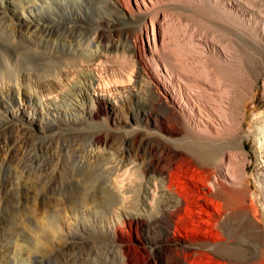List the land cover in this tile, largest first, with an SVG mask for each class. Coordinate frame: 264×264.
I'll return each instance as SVG.
<instances>
[{"label": "bare ground", "instance_id": "6f19581e", "mask_svg": "<svg viewBox=\"0 0 264 264\" xmlns=\"http://www.w3.org/2000/svg\"><path fill=\"white\" fill-rule=\"evenodd\" d=\"M80 1L0 0V27L7 34L10 43L24 42L34 48L28 53L23 52V55L15 47H1L5 62L9 65V56H12L14 60L32 68V63L37 62L34 59L40 58V54L46 55L48 59L45 75L31 70L21 71L18 66L8 67L6 74H0V121L11 120L15 124L14 128L21 130V125L17 124L19 119L42 128L44 120L53 117L71 116L72 119L79 120L81 117L93 121L103 114L110 125L92 134L86 150L88 158L95 156L92 160H95L93 163L98 165L99 171L109 172L108 184L98 196L96 194L97 198L91 195L93 199L86 200L84 197L76 199L71 195L66 196L62 208L66 211L65 217L52 209L42 214L40 223L43 230L46 228V232L41 242L35 238V246H40L41 253L32 251L34 260L40 262L48 258L52 254V248L57 251L71 249L75 244L71 239L75 238L78 230L81 231L83 224L87 227V223L92 222L90 218L94 214L104 217V222L100 219L97 232L114 249L117 264H264L261 256L264 248L262 226L257 220L259 210L244 184L243 171L238 170L235 165L237 160L233 149H240L241 152L245 136L236 139L237 125L234 118L237 111L230 104H225L227 90L224 88L227 86L223 88L222 80L216 76L218 74L213 76L212 71H208V67H203L204 64L201 63L202 67H197L198 70L180 65L181 71H173L164 57L168 54L162 55V47L157 44L155 35L157 33L159 38L160 30L153 21L150 23L151 34L149 26L145 24L140 28V34H136L132 40V55L138 62L136 79L131 82V73L127 74L123 69L124 74L118 73V77L113 76L115 83H109V72L115 71L117 67L109 64L105 45L100 50L92 48L93 52L84 49L87 53H81L82 55L52 48L57 41L49 32H53L54 28L66 32L72 30L75 26L68 24V20L76 18L72 11L73 8H79ZM159 1L113 0L120 13L128 18L141 20L151 14V6L154 7ZM218 1L220 8L225 10L224 16L245 21L252 32L254 30L250 26L255 27L252 42L256 47H264V4L255 3V0ZM17 9L23 12L22 16L17 13ZM41 18L45 24H38ZM233 19L231 20L234 21ZM100 21H105V18ZM95 35L101 44L109 41L102 29ZM125 36L129 39L133 35L127 31ZM216 38L205 40L194 37L195 41L189 42L191 47L201 49V53L205 55L212 53L214 60L228 68L235 63L239 66L247 63V56L228 50L227 38L226 44ZM242 38L247 41L243 36ZM43 43L47 50H38ZM85 46H89L88 43ZM127 48L131 47L128 45ZM116 53L117 56L120 55ZM78 57L83 59L77 61ZM178 60L175 59L176 62ZM235 67L229 68L227 74L223 72L228 82L238 79ZM124 76L127 79L124 80ZM234 83L232 85L236 86ZM143 85L151 96L148 101V97L144 99L139 96L143 92ZM130 96H135V108L129 104ZM124 104L128 107L129 114L126 119L120 117V108ZM137 118L142 126L137 124ZM114 137L121 138V145H118L120 147L115 156L112 154L115 152L111 153L113 158L95 155L100 149L112 148ZM247 138L258 141V147L262 149L264 112L256 131ZM14 140L17 148L26 149L25 141L21 140L19 143ZM181 141L183 142L180 144ZM10 148H5V157L12 154L13 150ZM92 170L88 171L90 178ZM99 171L98 173L101 172ZM257 183L258 193L264 197V173L257 175ZM23 200V207L29 209V216L26 214L27 217L22 219V227L28 222L27 231L36 235L37 209L30 211V196H24ZM31 223L36 224L31 228ZM126 230L134 235L142 231L147 245L142 248L133 245V240L124 236ZM53 236L56 237V247H53L50 240ZM19 240L22 241H16L15 245L28 252V247L23 244L24 237ZM10 251L12 248L8 247L7 253ZM36 254H41V260ZM1 259L0 264H5ZM28 262L33 263L30 259Z\"/></svg>", "mask_w": 264, "mask_h": 264}, {"label": "rangeland", "instance_id": "374dc122", "mask_svg": "<svg viewBox=\"0 0 264 264\" xmlns=\"http://www.w3.org/2000/svg\"><path fill=\"white\" fill-rule=\"evenodd\" d=\"M255 1V3L258 2L261 4L262 2V4H264V0ZM218 2V0H160L155 4L154 7L151 6L152 8L150 11H152V15L149 14L145 20H141L128 18L127 16L120 13L113 0H81L79 2V8H73L72 11L76 18L68 20V24L71 23L70 25L75 26L72 30L66 32L63 29L59 30L58 28H54L52 30L53 32H49L50 34L47 32L46 33L53 37L55 41H57V43L52 47L54 50L60 52L66 51L69 54L74 53L76 55H82L81 53H87L90 51L93 52V49L96 50V48L100 50L99 48H101L102 45H105L107 47L106 54L108 53V56L106 55V57H108V60L110 61L109 64L111 66L117 67L115 71L109 72V77H111L109 78V83L112 82L114 84L115 78L113 76L118 77V73L122 72L124 74L125 71L127 74L131 73V82H133L136 79L135 76L138 71V62L132 55V40L136 34H140V31L143 26H145V24L149 26L151 34L150 23L153 21L155 27L159 26L160 30L159 38L157 33L155 35L157 44H159L160 48L162 47V55H166V53L168 54L166 55L168 57H164L168 60L167 62L173 71H181L182 69L180 70V65L191 66L196 70L206 65V67H208L207 70L210 72L212 71L211 73L213 76L218 74L216 76L222 80V87L224 88L227 86L224 88L227 90V95L225 94V104H230L234 110L237 111V116L235 115L234 118V121L236 122L235 124L238 126V128L237 126L235 128L237 131L236 139H240L242 136H245L243 142L244 145L242 146L241 144V152L240 149H233V151H235L237 160L235 165L238 170L243 171L245 178L244 184L246 185L248 192L252 194L250 197H253L252 199L254 200V204L259 210L257 220L259 225L262 226L261 238L262 241H264V197L261 193H258L259 187L257 185V175L264 173V144L262 149H260L258 147V141H254L253 138H247L248 135L252 136V133L256 131L258 123L264 112V47H256L257 45L252 42L253 39L251 37H253L252 35L254 32H256L255 27L250 26L254 30L252 32L247 28L249 25L245 21L242 22V20L235 18L233 19L226 15L224 16L225 10L220 8V2ZM156 9L159 10L156 11ZM114 12H116V14L118 13L117 16ZM17 13L21 16L23 15V12H21L20 9H17ZM106 15H108V17H106ZM102 18H105V21H100ZM42 21L43 18L38 20V24H45ZM139 22H141L140 24L142 26L139 24ZM99 29H102L108 36L109 41H105V44H101L98 41V36L95 35ZM127 31L131 32L133 35L129 39H127L125 36ZM6 35L7 34H5V31L0 27V74H6L9 68L17 66L21 71L30 72L31 70L35 73L39 72V74L42 75L47 73L48 66H46V63L48 62V59L46 58V55L44 56V54H40V58L34 59V61L37 62L32 63V68L28 67V64L25 65L24 63H19L17 60H14L12 56H9L10 61L8 65L3 58L1 47H3V49L7 47H15L22 54L23 52L28 53V51L30 52L34 48H32V45L24 42H14L13 44L15 45H13L10 43L11 41ZM92 36L93 38H91ZM223 36L226 37L224 38ZM242 36L247 41L243 40ZM94 37H97V39ZM194 37H201L205 40H210V38L213 40L217 37L216 39L224 42L225 44L229 42L226 44L228 50L232 49V52H240L239 54L247 56L248 60L245 65L239 66L235 63L233 67H229L234 68L236 66L235 70L238 79L236 78L233 82H228L225 80V74H227V71L230 69L227 67V65L214 60L212 53H206L205 55L201 53V49L191 47L192 45L190 46L189 40L195 41ZM226 38L228 41L225 40ZM91 40H93L94 43L91 42ZM80 41H82V43ZM161 41L163 43H161ZM87 43L89 46H85ZM25 44L27 46H25ZM128 45L131 48H127ZM236 47L238 49H236ZM46 48V44L43 43L39 45L38 50H47ZM84 49L88 51L85 52ZM121 49L123 50L121 51ZM163 50L166 51L164 52ZM195 51L200 54H197ZM116 52L120 54L118 55L120 57L117 56ZM181 53L184 58L180 57L182 56ZM186 55L188 57H186ZM83 57L88 58L86 56ZM83 57H78L76 60L80 61V59H83ZM206 58L209 59L207 60ZM175 59H179L178 62H176ZM179 61H181V63ZM184 61H186L187 64ZM182 62H184V64ZM200 63L204 65L201 66ZM128 68L129 70H127ZM123 69H125V71ZM223 72L225 74H223ZM123 79L125 80L127 77L124 76ZM233 83L236 84V86L232 85ZM228 85H230V87ZM139 90H141V88ZM142 90L143 92H140L139 96L144 99L148 97L149 99L147 98L146 100H150L151 96L146 90H144V85ZM134 97L135 96H130L129 99V104H131L133 108H135L136 105ZM128 116V107L124 104L120 108V117L122 119H126ZM17 124H20L22 127L21 130L18 128L19 131L17 128H14L15 124L11 120L0 121V259L2 258L1 260H4L5 264H30L28 262L29 259L33 261L31 264H117L114 259V249L111 248L109 242L106 239L100 236L102 234H98L97 232L100 219L104 222V217L101 215V217L99 215L97 217V215L94 214L90 218L92 222H88L87 227L85 224H83L84 226L82 225V228L80 227L81 231L78 230V232H76L77 235L75 238L71 239L75 241V244L71 249L63 248L64 250L62 249V251H57L56 248H52V254L44 260H41V254H36V256H40V258H38L41 260L40 262H38V260L37 262L34 260V253H32V251L41 253L40 246H35V243L36 239L38 242L42 240V237L46 232V228H44V231L40 223V221H42L40 220L42 218V214L48 213L52 209L56 210L62 217H65L66 211L62 208L65 204L63 199H65L66 196L71 195L76 199L84 197L85 199L87 198L86 200H90L97 198L98 194L103 191V187L108 184V177L110 176L109 172L107 174V171L102 172V170H100L102 172V174H100L101 172L99 169H97L98 165L93 163L95 160H92L95 156L93 157L92 155V157L88 158L86 150L89 148L88 144L91 142L90 140H92L90 139L92 138V134L95 131L103 130L109 127V121L103 114H101L99 117L93 119V121L88 119L86 120L85 118L83 119L81 117L79 120L75 118L72 119L71 116L70 118L53 117L44 120L41 126L42 128H39L33 124L29 125L24 120L20 119L17 121ZM137 124L140 126L143 125L139 118H137ZM114 138L111 143V150L100 149L102 151H97L95 155L98 154L103 157L106 156L108 158H113L111 153L115 152L112 153L115 156L117 150H119L120 147L118 145H121V138ZM14 139L18 140L19 143L21 140L23 142L25 141L24 143H26V149L23 147L17 148V143H15ZM182 142L183 141H181L180 144ZM7 147H11L10 150L12 149L13 152L10 156L5 157V148ZM106 150H108V153ZM92 163L96 167L93 168L94 165ZM90 170H92L91 178L88 177V171ZM98 171L100 173H98ZM27 195L31 197V200L28 202L29 206H31L29 207L31 208L30 211H36L37 209L36 213L38 216L35 220L37 221V224L31 223L30 225L32 228L36 224V235H33L27 231L26 225H28V222H25L23 227L21 224L22 219L26 218L27 215L29 216V212L27 211L29 209H24L23 207L25 204L23 199L24 196ZM19 197H21V199ZM34 197L35 199H33ZM17 210H19L20 213ZM89 225L90 227H88ZM93 229H96V231ZM124 236L128 239H132V244L136 247L139 246L138 248H142V246L147 245L146 236L142 231H139L134 235L126 230L124 231ZM21 237H24L25 241L23 244L28 247V252H25L23 247L15 245L17 243L16 241H22L19 240ZM55 239V236L50 239L53 247H56ZM16 246L17 248H15ZM8 247H11L12 251L7 253ZM135 250L137 254H140L138 249ZM27 253H29V256ZM261 256L264 260V248L262 249Z\"/></svg>", "mask_w": 264, "mask_h": 264}]
</instances>
